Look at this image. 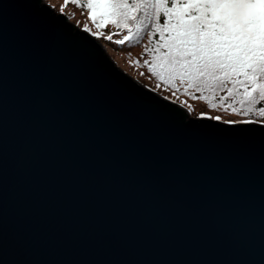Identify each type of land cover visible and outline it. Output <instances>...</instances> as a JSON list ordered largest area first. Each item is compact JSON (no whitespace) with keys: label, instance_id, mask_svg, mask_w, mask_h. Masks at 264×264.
I'll return each mask as SVG.
<instances>
[{"label":"water","instance_id":"obj_1","mask_svg":"<svg viewBox=\"0 0 264 264\" xmlns=\"http://www.w3.org/2000/svg\"><path fill=\"white\" fill-rule=\"evenodd\" d=\"M235 122L0 0V264H264V122Z\"/></svg>","mask_w":264,"mask_h":264},{"label":"snow or ice","instance_id":"obj_2","mask_svg":"<svg viewBox=\"0 0 264 264\" xmlns=\"http://www.w3.org/2000/svg\"><path fill=\"white\" fill-rule=\"evenodd\" d=\"M72 3L87 10L96 28L111 24L125 32L116 44L139 42L147 36L144 53L151 59L144 63L158 81L176 91L177 83L186 86L185 93L190 89L201 94L225 93L219 100L230 99L228 108L233 113L255 118L235 123L264 122V0ZM192 98L205 96L193 94Z\"/></svg>","mask_w":264,"mask_h":264},{"label":"rangeland","instance_id":"obj_3","mask_svg":"<svg viewBox=\"0 0 264 264\" xmlns=\"http://www.w3.org/2000/svg\"><path fill=\"white\" fill-rule=\"evenodd\" d=\"M48 3L54 8L55 11H60L61 6L65 5V0H48ZM81 3H83V1ZM63 13H65L68 17L72 18L73 23L78 25L80 28L87 29L88 31L96 34L97 37L100 38L110 49L113 59L119 62L122 65V68L128 74L138 79L142 83L155 89L159 93L181 103L193 115H204L203 113H198V111L202 109H208L216 113H220L219 109H221L222 111L231 110L228 108L229 102L225 104L220 103L219 101H213L212 98H209L208 92H204L201 94L195 93L194 90L190 89L188 93H185L184 87L186 86L182 87L178 83L176 84V88H178L179 91H176L170 85L162 83L161 81H158L155 77H153L152 74L148 72V68L144 63L145 60L151 59L147 54L144 53V48L148 44L147 36H144L142 39L139 40V42H125V44L123 45L109 44V39L106 38V40H104L100 36L107 37L111 35L114 37H120L122 35L123 37L125 32H120L112 35L111 31H113L115 27L111 24H106L105 26H102L99 29L96 28L92 24L91 20L88 18L87 10L77 7L75 3H72V0H68V3L64 6ZM193 94L196 96L204 95L205 99H194L192 98ZM217 118L224 121L242 120L238 117L231 118L230 120L219 117Z\"/></svg>","mask_w":264,"mask_h":264},{"label":"trees","instance_id":"obj_4","mask_svg":"<svg viewBox=\"0 0 264 264\" xmlns=\"http://www.w3.org/2000/svg\"><path fill=\"white\" fill-rule=\"evenodd\" d=\"M82 1L84 2V0H81V2ZM111 32H112V35H114V34L120 33L121 31H119L118 29L115 28ZM100 37H102L104 40H106V37H104V36H100ZM121 38H122V35L120 37L112 36V39L109 40L108 43L109 44H114V45H121V44H116L115 43L116 40L121 39ZM156 38H158V37H156ZM224 95H225V93H216V94L209 93V98H212L213 101H217V102L219 101L220 103H225V104H227V102L231 103L230 99H226L223 102H221L219 100V96H224ZM219 110H220V113H216V112H213V111L208 110V109H202V110L198 111V113L200 112L199 114L203 113L204 115H207V116H212L214 118L219 117V118H224V119H227V120H230L231 118H235V117H238V118H240L242 120L255 119V118L250 117V116H244V115L233 113L231 110L230 111H222L221 109H219Z\"/></svg>","mask_w":264,"mask_h":264}]
</instances>
